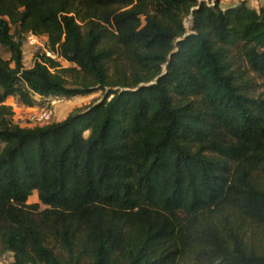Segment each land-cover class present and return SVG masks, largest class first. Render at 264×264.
<instances>
[{"label": "trees", "instance_id": "1", "mask_svg": "<svg viewBox=\"0 0 264 264\" xmlns=\"http://www.w3.org/2000/svg\"><path fill=\"white\" fill-rule=\"evenodd\" d=\"M221 1L0 0V264H264V6Z\"/></svg>", "mask_w": 264, "mask_h": 264}, {"label": "rangeland", "instance_id": "2", "mask_svg": "<svg viewBox=\"0 0 264 264\" xmlns=\"http://www.w3.org/2000/svg\"><path fill=\"white\" fill-rule=\"evenodd\" d=\"M242 0H222L220 7L225 10L230 6L238 5ZM249 7L251 9H258L264 5V0H248ZM186 27L188 30L192 28V18L189 17L185 21ZM46 46V40L42 39L39 45L35 47H30L24 45L23 47V62L26 68H31L34 65L35 59L37 58L38 51H42L43 47ZM43 52V51H42ZM0 56L6 60L10 59V53L8 49L0 46ZM64 67H69L70 64L61 61ZM256 96H264V82L258 80V86H256ZM104 95L99 92L86 97H77L73 99H52L46 102L43 101L35 107H27L23 105L17 97H11L7 100L6 104L10 106L13 110V120L15 123L20 124L21 126L33 127L35 125L41 124L40 117L43 111H52V118L50 122H61L64 121L72 113H75L77 110L83 109L86 106L90 105L95 101H102ZM29 204L39 203L37 193H34L33 196L29 198ZM42 209H45V206L41 205ZM13 261L12 254H7L1 259V263L9 264Z\"/></svg>", "mask_w": 264, "mask_h": 264}, {"label": "built area", "instance_id": "3", "mask_svg": "<svg viewBox=\"0 0 264 264\" xmlns=\"http://www.w3.org/2000/svg\"><path fill=\"white\" fill-rule=\"evenodd\" d=\"M42 39H45V37H42V36H37V35H34V34H29L27 36V39H26V43L25 45L27 46H30V47H35L36 45H39L40 41ZM44 49H41L48 57L52 58V59H58V55L55 54V53H52L49 51L48 47H47V40H46V46L43 47ZM40 51V50H39ZM49 101V100H47ZM52 118V111H43V113L41 114V117H40V123L41 124H45V123H49L50 120Z\"/></svg>", "mask_w": 264, "mask_h": 264}, {"label": "crops", "instance_id": "4", "mask_svg": "<svg viewBox=\"0 0 264 264\" xmlns=\"http://www.w3.org/2000/svg\"><path fill=\"white\" fill-rule=\"evenodd\" d=\"M264 6V5H263ZM80 98H82V97H80Z\"/></svg>", "mask_w": 264, "mask_h": 264}]
</instances>
